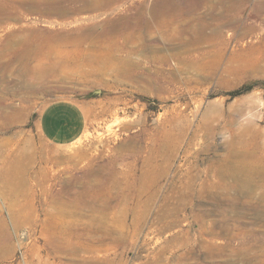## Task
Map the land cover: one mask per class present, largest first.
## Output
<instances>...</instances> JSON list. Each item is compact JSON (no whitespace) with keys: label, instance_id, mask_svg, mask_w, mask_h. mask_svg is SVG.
<instances>
[{"label":"rangeland","instance_id":"rangeland-1","mask_svg":"<svg viewBox=\"0 0 264 264\" xmlns=\"http://www.w3.org/2000/svg\"><path fill=\"white\" fill-rule=\"evenodd\" d=\"M18 1L0 18V47L23 32L42 53L22 67L2 51L11 64L0 68V264H80L85 245L99 264H264V215L228 211L264 194L255 176L247 198L237 188L242 167L264 168V0L237 1L229 13L221 0H114L99 9L90 0ZM150 8L168 10L169 41L163 27L125 37L123 26L110 41L124 50L99 63L95 46L110 43L100 24L140 10L148 18ZM199 31L207 40L191 44ZM60 100L82 104L85 115L83 134L63 146L38 126L41 110ZM95 183L103 187L93 202ZM80 192L89 197L79 213L58 220L56 205ZM70 219L74 232L56 229ZM58 231L70 235L76 260L44 253ZM246 247L247 261L237 254Z\"/></svg>","mask_w":264,"mask_h":264},{"label":"bare ground","instance_id":"bare-ground-1","mask_svg":"<svg viewBox=\"0 0 264 264\" xmlns=\"http://www.w3.org/2000/svg\"><path fill=\"white\" fill-rule=\"evenodd\" d=\"M90 1H91L89 3L90 6L92 5L96 9H99L102 6H109L114 0H90ZM237 1L242 2L244 0H221L220 4L222 7V11L227 12V13L234 11L235 10L234 6H235V3ZM17 3H20V2L18 0H0V18H2V16L4 14L7 17H11V14L9 13L8 9H12L14 7V5H16ZM33 3H36L39 5L40 2H33ZM33 5L36 6L35 4H33ZM166 12H168V10L164 8L162 11H160L161 14H158L156 9L150 8L149 12H148L149 13L148 18H146L147 16L144 18V16L142 15L143 10H140L135 14L134 18L124 16V17H119L116 21H108V22L101 23L100 27H102V31L99 32L98 37L105 35V37L107 38V40L110 43H108L104 46L101 45V43H99L95 46L96 49L98 50L97 52L99 53L98 54V62L100 61L99 58H103L105 61L104 64L108 65V62H110L111 59L116 58L118 51L124 50L123 45L119 44L120 42L117 43V41H115V42L110 41V36L111 35H119L120 30L123 29L122 28L123 26L125 27V29H127V31H131L130 33H126L125 37H129V36H131V34L138 35L139 37L151 36V35L155 34V31L157 30V28L163 27L166 30L163 31L164 33L162 34L161 37H163L167 41H169V37L171 34H170V30H169L170 27L168 26V23H165L166 17H165L164 13H166ZM162 14H164V16H162ZM223 14L219 15L218 19L223 18V19H225L226 22H232V24L235 23L236 21H239V19L236 20V18L233 15L227 16V15H225V14L223 15ZM161 23H165V24H161ZM96 28H97V26H96ZM96 30H98V28ZM94 31H95V29L93 27L89 28V29H87V31L83 35H84V37H85V35L86 36L92 35V32H94ZM242 31H243V29H242ZM83 35H80L79 38L77 37L78 39L77 38L76 39L82 40ZM98 37H95V38H98ZM193 37H194L193 39L191 38L192 40H189V42L191 44L202 43V42H205L207 40V37L202 35L201 31H199L196 35H193ZM94 42L97 43V39L94 40ZM80 43H82V42H80ZM180 44H184V43H180ZM2 51L4 53L8 52L7 54L12 56L15 64H18L19 66H22V67H25V65H26V67H27V65H28V64H26L27 57H29V55L32 53H35V55H36V53L41 54L42 53L41 52L42 51V45L40 42H38V37L37 38L30 37L28 34H23V32H17V33L11 32L7 38V41L5 42V45L3 47L1 45V47H0V68L3 67L5 70H8L11 62H10V60L3 62V57L5 58V55H2ZM32 57H33V55H32ZM198 59H196L195 62H197ZM263 60H264V58H263ZM126 63H127V57L125 59L121 60L120 67L121 68L124 67V65ZM253 65H255V64H253ZM192 66H193V64H192ZM4 69H3V71H4ZM19 69H21V68H19ZM94 69H96V68H94ZM197 69H199V68H197ZM201 71L205 72L206 70H205V68H202ZM0 72H2V71H0ZM5 72H7V71H5ZM197 73H198V70H197ZM206 74L207 73L205 72L204 75H206ZM81 154H83V153H81ZM69 157H71V156H69ZM27 166H28V163H27ZM242 166H243V164H242ZM18 169H20V168H18ZM22 169L25 170V166H24V168L22 167ZM239 172L245 173V177L243 179L238 178V180H237V188H239V187L242 188V189H238L239 190L238 192H242L244 194V197L247 198L248 195L252 193L251 192L252 191L251 190V186H252L251 178L253 176H255L256 179H258V180L260 179V180L264 181V168L259 171V170H256L254 168L249 170V169L242 167ZM227 174L229 177L235 179L238 172L235 173L233 166H232V167H229L227 169ZM68 187L69 186L67 185L66 188L68 189ZM102 187H103L102 183L101 184L95 183L92 186L91 192L94 195V197L92 198L93 202L95 201V198H97V196L99 195L100 189H102ZM246 188L247 189L249 188V189L246 190ZM201 189L203 191L205 188L202 187ZM202 191H200V192L198 191V194H201ZM87 197H89V196H87L85 192H80V193L74 194L72 200H70V201L62 200L59 204L56 205V213L55 214L58 215V217H57L58 220H59L60 216H65L66 218L67 217L73 218L74 216H76L79 213V212H77V209H79L81 203H83L84 201L87 200ZM106 198H108V197L104 198V202H107ZM81 199H82V201H81ZM262 203H264V194L258 196V199L256 200V203L254 205H252L251 203H248V204L241 203L239 207L231 206L230 208H228V211L233 213L232 214L233 217H235V216L244 217L247 211H254L253 214H257V216L260 214L264 215V204L262 205ZM258 204H261V206H259ZM84 205H87V203L83 204V206ZM88 206H90V205H88ZM91 216H92V218L94 217V215H92V214H91ZM229 218H231V217L228 216L227 218H225V219H227V222H229V220H231ZM76 225H77V222L75 220H72V219L67 220V221H57L56 222V229H59V228L66 229V230L69 229V230H73V232H74V228ZM89 232H90L89 229L84 231L83 233L81 232L82 233L81 236L84 234L87 236V235H89ZM45 240H46V243L44 244L45 247L43 248V250H44V253L46 252L49 257H55V258L67 257L71 260H76V257H79V251L72 244L70 235L62 237L60 235V232L58 231L57 234L53 233L51 235V237H46L44 239V241ZM32 246H33L32 247V250H33L34 245H32ZM89 249L90 248H88L87 245H85V248H84L85 252L83 253L84 255H82L81 258H79L77 260H79L80 264H99V262H95L94 260H92V257L88 255ZM249 251H250V247H246L244 249V251L237 252V254L238 255L240 254L242 259L247 261V260H250V256L248 255ZM34 253H36V252H34ZM39 258H40V259H38L39 263L42 264L41 257H39ZM103 264H105V263H103ZM106 264H108V263L106 262Z\"/></svg>","mask_w":264,"mask_h":264},{"label":"crops","instance_id":"crops-1","mask_svg":"<svg viewBox=\"0 0 264 264\" xmlns=\"http://www.w3.org/2000/svg\"><path fill=\"white\" fill-rule=\"evenodd\" d=\"M38 126L48 142L68 145L84 132V107L78 102L69 100L51 102L41 110Z\"/></svg>","mask_w":264,"mask_h":264}]
</instances>
